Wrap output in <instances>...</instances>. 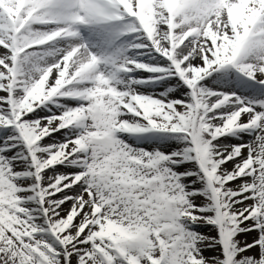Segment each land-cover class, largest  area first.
Masks as SVG:
<instances>
[{"label":"snow or ice","instance_id":"snow-or-ice-1","mask_svg":"<svg viewBox=\"0 0 264 264\" xmlns=\"http://www.w3.org/2000/svg\"><path fill=\"white\" fill-rule=\"evenodd\" d=\"M0 264H264V0H0Z\"/></svg>","mask_w":264,"mask_h":264}]
</instances>
